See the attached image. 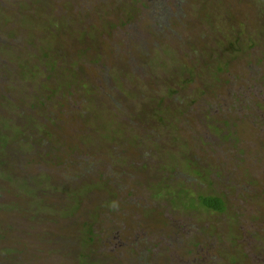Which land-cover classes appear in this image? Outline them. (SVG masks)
<instances>
[{"label":"rangeland","instance_id":"rangeland-1","mask_svg":"<svg viewBox=\"0 0 264 264\" xmlns=\"http://www.w3.org/2000/svg\"><path fill=\"white\" fill-rule=\"evenodd\" d=\"M133 1L0 0V264H264V0Z\"/></svg>","mask_w":264,"mask_h":264},{"label":"trees","instance_id":"trees-1","mask_svg":"<svg viewBox=\"0 0 264 264\" xmlns=\"http://www.w3.org/2000/svg\"><path fill=\"white\" fill-rule=\"evenodd\" d=\"M94 57V56H93ZM91 58V57H90ZM95 58V57H94ZM92 59V58H91ZM96 59V58H95ZM26 115V113L24 112L23 113V117ZM0 135H2L1 133H0ZM7 136V142H4V145H6V147H8V145L10 144V140H11V138H10V140H9V137H8V135H6ZM124 140H127V139H125L124 138ZM24 141L25 142H27V143H29L28 142V139H27V136H26V138L24 137ZM35 142V140L32 142V143H34ZM29 145H30V143H29ZM31 146V151L33 152V154L34 153H37V154H39V155H41V153H45V152H42L41 150H40V148H37V149H35L34 150V147H32V144L30 145ZM52 149H55V147L53 148L52 147ZM45 155H46V157L45 158H40V160H47L46 162H52V161H57L56 160V155L55 154H50V153H45ZM47 158V159H46ZM61 162V161H60ZM37 175V174H36ZM38 176V178L39 179H42V180H40V182H49V181H46V180H48L49 179V175H46V174H40V175H37ZM43 177H45V178H47V179H44ZM23 182H25V184H27V183H29V179H28V175H26V176H23ZM93 185L91 186V188H93L94 190H96V195L95 196H99V192L100 191H102L103 189H102V184L103 183H101L100 182V180H97V182L96 183H92ZM28 185V184H27ZM30 186V185H29ZM36 190V189H35ZM86 190V189H85ZM83 188L80 190V192L81 191H85ZM93 190V191H94ZM100 190V191H99ZM85 197H86V194H85ZM79 200H81V199H79ZM201 200H202V204L204 205V206H206V207H208V208H213V209H215L216 211H219V212H225V210H226V206H225V204H224V202H223V200L222 199H220V198H218V197H201Z\"/></svg>","mask_w":264,"mask_h":264},{"label":"flooded vegetation","instance_id":"flooded-vegetation-1","mask_svg":"<svg viewBox=\"0 0 264 264\" xmlns=\"http://www.w3.org/2000/svg\"><path fill=\"white\" fill-rule=\"evenodd\" d=\"M163 0H151L152 3H154L156 6H160L161 5V12L164 11V6H163ZM134 3H136V0L133 1ZM165 17H163L164 20ZM99 197V196H98Z\"/></svg>","mask_w":264,"mask_h":264}]
</instances>
